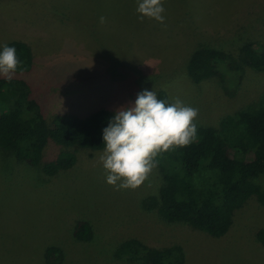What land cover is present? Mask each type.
Returning <instances> with one entry per match:
<instances>
[{"label": "rangeland", "instance_id": "374dc122", "mask_svg": "<svg viewBox=\"0 0 264 264\" xmlns=\"http://www.w3.org/2000/svg\"><path fill=\"white\" fill-rule=\"evenodd\" d=\"M12 40L32 47L26 78L49 120L108 108L128 127L102 150L80 149L75 166L55 176L0 146V264H48L49 246L63 250L60 264H138L115 255L131 236L182 244L186 264H264L255 196L222 237L170 222L142 206L164 179L141 148L159 89L180 118L211 126L263 96L264 72L243 65L239 51L264 44V0H0V47ZM201 45L232 54L241 74L192 81L187 65ZM58 151L50 144L47 159ZM81 220L93 227L89 241L75 237Z\"/></svg>", "mask_w": 264, "mask_h": 264}, {"label": "trees", "instance_id": "16d2710c", "mask_svg": "<svg viewBox=\"0 0 264 264\" xmlns=\"http://www.w3.org/2000/svg\"><path fill=\"white\" fill-rule=\"evenodd\" d=\"M239 52L243 65L264 72V44L247 41ZM34 66V53L27 42L12 40L0 47L3 150L55 176L75 166L80 149L102 150L126 133L127 122L108 108L88 116L56 115L49 120L26 78ZM187 69L195 83L215 76L224 82L228 74L239 75L243 70L232 54L207 45L194 50ZM50 144L59 151L47 159L45 152ZM141 148L147 160L160 168L164 179L159 193L146 196L142 206L158 211L170 222H185L222 237L230 230L235 212L251 197L264 206V94L224 116L219 126H211L180 118L168 92L159 89ZM74 233L82 241L94 236L86 220L77 222ZM257 239L264 246V227L258 230ZM115 255L138 264H186L182 244L157 247L133 236L120 242ZM45 258L48 264H60L64 252L59 246H49Z\"/></svg>", "mask_w": 264, "mask_h": 264}]
</instances>
